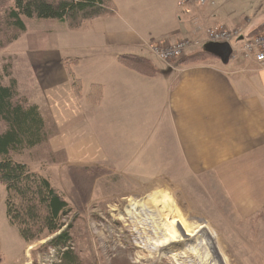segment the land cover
<instances>
[{"label":"crops","instance_id":"obj_1","mask_svg":"<svg viewBox=\"0 0 264 264\" xmlns=\"http://www.w3.org/2000/svg\"><path fill=\"white\" fill-rule=\"evenodd\" d=\"M113 2L114 14L74 30L24 19L25 31L0 50V67L9 63L19 93L55 126L25 162L48 176L102 165L153 176L180 169L203 191L219 193L240 220L263 216L264 62L216 55L163 61L150 44L198 37V23L244 22L264 32V0H210L197 12L179 0ZM130 53L149 59L155 72L122 65L118 56ZM70 72L81 79L82 95ZM93 83L102 88L96 105L85 98ZM156 152L165 161L145 160ZM172 153L180 154L179 166Z\"/></svg>","mask_w":264,"mask_h":264},{"label":"rangeland","instance_id":"obj_2","mask_svg":"<svg viewBox=\"0 0 264 264\" xmlns=\"http://www.w3.org/2000/svg\"><path fill=\"white\" fill-rule=\"evenodd\" d=\"M13 2L0 0V25ZM209 3L206 0L205 6ZM205 6H196L193 12ZM210 24L198 23L201 35L192 37L201 39ZM224 26L249 27L244 22ZM0 37L4 39L3 33ZM2 61L0 54V65ZM50 131H55L54 125ZM31 149L13 153V159L26 163L32 157ZM162 153H152L145 160L161 164L165 161ZM171 155L179 166L180 154ZM34 170L64 194L77 215L72 221L70 260L43 246L47 238L25 243L6 219L1 190L0 264H264V215L240 220L219 193L203 191L184 170H161L163 176H153L102 165L68 168L59 174L49 171L50 177ZM143 202L154 219L132 216L133 211L142 210Z\"/></svg>","mask_w":264,"mask_h":264},{"label":"trees","instance_id":"obj_3","mask_svg":"<svg viewBox=\"0 0 264 264\" xmlns=\"http://www.w3.org/2000/svg\"><path fill=\"white\" fill-rule=\"evenodd\" d=\"M115 10L113 0H14L0 25V33L4 35V39L0 37V47L16 40L25 31L24 19H52L74 30L93 19L112 15ZM8 31L10 33L7 34ZM213 55L210 50H197L181 60L194 62ZM118 60L122 65L141 73L155 72L152 62L143 56L121 54ZM71 62L73 60L69 59L66 64ZM4 80L6 84L2 83ZM70 82L74 92L82 95V81L72 72ZM101 97V86L90 84L85 93L86 100L96 105ZM0 122L4 123L0 131V184L5 191L6 218L25 243L31 244L47 238L42 245L60 251L63 259L69 261L72 221L77 218L73 207L47 177L12 156L13 153L45 142L51 129L47 127L39 107L29 103L19 93L8 62L0 67Z\"/></svg>","mask_w":264,"mask_h":264},{"label":"built area","instance_id":"obj_4","mask_svg":"<svg viewBox=\"0 0 264 264\" xmlns=\"http://www.w3.org/2000/svg\"><path fill=\"white\" fill-rule=\"evenodd\" d=\"M179 4L186 8L204 6L206 0H179ZM201 39L186 37L173 44L153 42L150 44L152 52L163 61H176L187 51L203 47L206 44L229 43L231 45L230 57L244 60L253 59L264 62V32L250 33L246 27H225L220 23H213L204 28Z\"/></svg>","mask_w":264,"mask_h":264},{"label":"water","instance_id":"obj_5","mask_svg":"<svg viewBox=\"0 0 264 264\" xmlns=\"http://www.w3.org/2000/svg\"><path fill=\"white\" fill-rule=\"evenodd\" d=\"M205 49L210 50L222 60H227L231 53V46L228 43L207 44Z\"/></svg>","mask_w":264,"mask_h":264},{"label":"bare ground","instance_id":"obj_6","mask_svg":"<svg viewBox=\"0 0 264 264\" xmlns=\"http://www.w3.org/2000/svg\"><path fill=\"white\" fill-rule=\"evenodd\" d=\"M144 203V202H143ZM143 203H141V207H143L142 208V210L140 211V212H137V213H135L134 211L131 213L132 214V216H136V217H140V216H144L145 217V219H154V217L152 216V214H151V212L149 211V209L146 207V205H145V203L143 204ZM145 205V206H144ZM145 207L147 208V210H148V213H147V210H145L144 211V209H145ZM144 220V219H143ZM142 222V221H141ZM156 224V223H155ZM149 225V224H148ZM153 227V226H152ZM157 227V226H156Z\"/></svg>","mask_w":264,"mask_h":264}]
</instances>
